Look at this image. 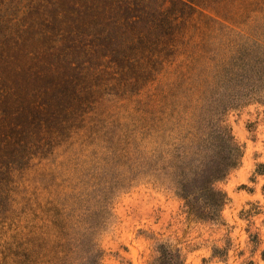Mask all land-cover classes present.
Masks as SVG:
<instances>
[{
    "label": "trees",
    "instance_id": "obj_1",
    "mask_svg": "<svg viewBox=\"0 0 264 264\" xmlns=\"http://www.w3.org/2000/svg\"><path fill=\"white\" fill-rule=\"evenodd\" d=\"M263 13L264 0H0V197L16 172L98 124L100 105L144 97L140 143H154L162 163L181 128L161 172L189 214L214 218L227 202L215 185L242 151L217 111L200 123L193 103L213 90L227 107L251 98L264 64L243 45ZM60 216L50 221L58 264H101L96 221ZM157 264L184 263L165 250Z\"/></svg>",
    "mask_w": 264,
    "mask_h": 264
},
{
    "label": "rangeland",
    "instance_id": "obj_2",
    "mask_svg": "<svg viewBox=\"0 0 264 264\" xmlns=\"http://www.w3.org/2000/svg\"><path fill=\"white\" fill-rule=\"evenodd\" d=\"M250 31L243 49L263 65L264 13ZM257 79L251 98L232 107L220 90L193 103L200 123L217 111L242 151L235 169L215 185L227 202L214 218L189 214L176 184L161 172L167 152L180 146L181 128L167 138L159 163L156 145L139 140L137 101L144 97L107 102L98 107L104 112L98 124L14 174L0 197V264H58L50 221L59 213L96 221L101 264H157L165 250L179 253L184 264H264V79ZM42 225L45 234L32 229Z\"/></svg>",
    "mask_w": 264,
    "mask_h": 264
}]
</instances>
